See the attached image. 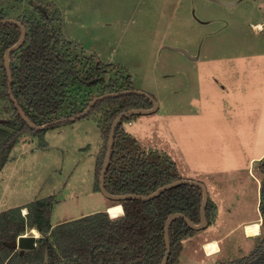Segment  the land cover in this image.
<instances>
[{
  "label": "rangeland",
  "instance_id": "rangeland-1",
  "mask_svg": "<svg viewBox=\"0 0 264 264\" xmlns=\"http://www.w3.org/2000/svg\"><path fill=\"white\" fill-rule=\"evenodd\" d=\"M220 1L236 5H221ZM37 8L43 11V14L46 12L49 18H56V11L60 12L59 19L52 24L53 30L62 33L66 40L72 42L70 52L73 56H79L83 63L87 60L91 62L86 67L88 73L100 63L112 64V68L99 78V82L108 84L114 81L127 86L131 81L133 89L143 90L151 94L157 102L162 101V109L165 111L174 107L172 92L177 78L181 79L179 88H183V91L189 83V92H194L198 83L203 81L200 70L204 64L196 63L190 55L193 53L191 47L196 43L201 46L204 37L208 36L207 33L210 35L211 46L216 45L217 48L220 41L227 47L223 56L235 52L229 51L230 43H242L241 57L253 55L247 59L248 64L255 71L259 69V73H264V39L262 35L253 36L254 31L250 25L251 22L263 19L264 0L0 2V11H7L13 16L35 14L40 18L41 14ZM208 20L211 24L205 26ZM218 20L221 23L220 29L217 28ZM219 33L222 37H219ZM248 45H253L250 52L246 50L249 49ZM238 48L233 49L238 51ZM256 49L259 54L255 53ZM1 62L0 56V65ZM255 71H252V74L256 73ZM245 72L246 69L242 70V73ZM242 80L244 82L238 84L241 91L258 89L257 83L247 86V79ZM80 86L77 85V88ZM101 87L102 85L96 82L87 86L86 91L78 94L77 100L72 103L81 107L86 100L98 95ZM164 103L168 105L165 107ZM194 104L199 107L200 102L194 100ZM71 111L72 108L68 107L63 118H68L67 115ZM161 111L146 115L148 125L143 131L142 140L133 132L131 124L135 122V127L140 124L143 127L142 123L137 124L143 115L130 116L129 121L122 122V128L135 136L141 147L152 148L158 130L156 118L157 121H162L159 116ZM14 117L15 112L9 99L0 97V119L11 120ZM263 124L264 121L262 126ZM108 125L105 111L100 109L86 117L39 130L38 133H23L8 155L7 161L2 166L0 164V212L47 197H53L55 202L51 223H62L68 219L82 217L88 212L101 210L108 200L111 201L99 189L97 179L98 163L106 148L104 131ZM166 128L167 124L163 121L159 130ZM169 145L168 138L165 146L169 148ZM169 154L167 153V156L170 158ZM21 212L23 215V209ZM26 229L28 230V227ZM31 229L32 227L29 232ZM200 255L196 257L186 249L183 253L185 263L182 261L181 264H186V261L188 264H200L203 261V255Z\"/></svg>",
  "mask_w": 264,
  "mask_h": 264
},
{
  "label": "trees",
  "instance_id": "trees-1",
  "mask_svg": "<svg viewBox=\"0 0 264 264\" xmlns=\"http://www.w3.org/2000/svg\"><path fill=\"white\" fill-rule=\"evenodd\" d=\"M2 11L0 20L14 18L27 29L23 44L11 53V90L18 104L36 125L63 118L68 107L72 111L67 117L80 114L96 96L133 89L131 81L127 86L114 81L108 84L99 82L112 64L100 63L88 73L86 67L91 62L87 60L83 63L79 56H73L70 52L72 42L53 30L52 24L59 19L60 12L56 11V18H49L46 12L43 14L37 8L41 14L39 18L35 14L21 17ZM20 36L21 29L16 24L0 25V97L8 98L15 112L11 120L0 119L1 166L23 133L39 131L23 120L10 95L4 57L6 50L16 44ZM95 82L102 85L98 95L86 100L81 107L72 103L77 100L78 94ZM77 85H81L80 88ZM152 106L153 102L146 96L129 93L107 97L92 107L89 114L104 109L107 122L109 120L108 128L104 131L106 148L97 168L98 184L113 121L124 111L149 109ZM129 119L130 116L125 117L117 126L106 173L107 190L119 195H149L164 185L182 179L176 164L164 152L141 147L135 136L123 130L122 122ZM56 125L59 124L51 126ZM260 168L264 173V158ZM261 192L260 211L264 232V179ZM202 202L201 187L185 183L148 200L133 198L116 202L124 208V213L117 217H111L107 211H99L53 225V197L37 199L0 212V264H161L167 250L165 228L168 218L179 212L198 224ZM24 207L28 209L26 216L21 212ZM212 212L213 203L208 200V223L211 222ZM27 227L38 228L43 236L39 238L36 248L21 253L10 243L15 242ZM194 231L184 218L172 220L171 254L167 264H179L182 241ZM219 264H264V237L248 256Z\"/></svg>",
  "mask_w": 264,
  "mask_h": 264
},
{
  "label": "crops",
  "instance_id": "crops-1",
  "mask_svg": "<svg viewBox=\"0 0 264 264\" xmlns=\"http://www.w3.org/2000/svg\"><path fill=\"white\" fill-rule=\"evenodd\" d=\"M220 3L227 6L236 5L231 2ZM217 23V28L220 29V21ZM210 24V20L205 22V26ZM258 24H261L262 28H256ZM250 25L254 31L253 36L262 35L264 39V15L262 20L251 22ZM206 35L208 36L204 37L201 46L196 43L191 47L193 53L190 55L196 63L204 64L200 70L203 81L198 83L194 92H189V83L183 91V88H179L181 79L177 78L172 92L174 107L165 111L162 109V101H158L155 111L162 110L159 114L162 121H157L156 118L157 137L155 136L151 149L160 150L166 155L170 153V158L176 163L183 178L204 183L209 200L213 203L211 222L208 226L195 230L192 235L183 239L179 255L180 264L186 249L196 257L201 256L200 253L203 255L200 264H219L243 258L256 249L264 237L260 211L264 179L260 168V162L264 158V73H259V69L255 71L248 64L247 59L253 55L241 57L242 43H230L229 51L235 52L223 56L227 47L216 39L217 48L216 45L211 46L210 35ZM219 37H222L220 33ZM252 46L248 45L247 52L253 49ZM233 48H238V51ZM255 53L259 54L257 49ZM244 69L246 72L242 73ZM178 71L180 68L177 74ZM252 71L256 73L252 74ZM242 79H247V86L257 83L258 89L241 91L238 84L244 82ZM194 100L200 102L199 107L194 104ZM164 105L166 107L168 103ZM140 115L143 116L138 119L137 124L142 123L143 127L141 124L135 127V122L131 125L133 132L138 134V139L142 140L143 131L148 125L146 115L150 114ZM163 121L166 122L167 128L159 130ZM159 137L161 140L158 141ZM168 138L169 148L165 146ZM112 201L108 200L101 210L107 211L115 204ZM90 213L92 212L86 214ZM254 222L260 224V230L249 235L247 224ZM29 228L31 227L22 235H29ZM30 232L33 234L31 230ZM40 234V237L36 236V247L42 237L41 232ZM17 240L10 245L20 250L15 244ZM210 242L218 244V250L211 254L204 248L205 243ZM186 262L188 264V261Z\"/></svg>",
  "mask_w": 264,
  "mask_h": 264
},
{
  "label": "water",
  "instance_id": "water-1",
  "mask_svg": "<svg viewBox=\"0 0 264 264\" xmlns=\"http://www.w3.org/2000/svg\"><path fill=\"white\" fill-rule=\"evenodd\" d=\"M16 24L17 26L20 27L21 29V36L19 38V40L17 41L16 44H14L13 46H11L9 49L6 50L5 52V66L7 69V73H8V85H9V89H10V95H11V99L13 100V102L15 103L21 117L23 118V120L29 124V126H31L32 128H35L37 130H42L45 129L51 125L54 124H61V123H65V122H69V121H74L77 118H81L84 117L86 115L89 114V112L91 111L92 107L99 101L107 98V97H116L119 95H124V94H129V93H135V94H139V95H144L147 98H149L152 102H153V106L149 109H143V108H134V109H130L127 111L122 112L120 115L117 116V118L113 121L112 127H111V131H110V135H109V139H108V147H107V152H106V157H105V162L101 171V176H100V180H99V188L101 190V192L107 196L108 198H110L111 200L115 201V202H120L122 200H126V199H133V198H137V199H142V200H148L151 198H154L155 196H157L158 194L162 193L163 191L170 189L172 187L178 186L180 184H193V185H197L199 187H201V189L203 190V202L201 205V220L198 224L193 223L185 214L183 213H174L172 214L166 223V228H165V241H166V254L162 260L161 264H167L169 256L171 254V238H170V226H171V222L173 219L175 218H184L186 220V222L188 223V225L190 227H192L194 230H199V229H203L206 228L208 226V218H207V213H206V207L208 205V200H209V194H208V190L205 186L204 183H202L201 181L195 180V179H188V178H182L179 180H176L170 184L164 185L162 187H160L158 190H156L154 193L149 194V195H142V194H124V195H119V194H113L111 192H109L106 188L105 185V181H106V173L110 164V160H111V156H112V150H113V146H114V140H115V133L117 130V126L118 124L125 118V117H129L131 115H140V114H150L153 113L154 111H156V109L158 108V102L156 101V99L149 93L143 91V90H137V89H127L124 91H120V92H110L107 94H103V95H99L96 96L95 98H93L87 108L81 112L80 114L68 117V118H60L57 119L55 121L49 122L47 124H43V125H36L29 117L28 115L24 112V110L21 108V106L18 104L17 99L15 98V96L12 93V82H13V74H12V69H11V53L14 52L15 50L19 49L21 47V45L23 44V41L26 37V33H27V29L26 27L22 24V22H20L17 19L14 18H10V19H4V20H0V25L3 24ZM21 250V252H25V250H32L36 247V237L34 234H27L26 236L22 235L18 238L17 242L15 243Z\"/></svg>",
  "mask_w": 264,
  "mask_h": 264
},
{
  "label": "bare ground",
  "instance_id": "bare-ground-1",
  "mask_svg": "<svg viewBox=\"0 0 264 264\" xmlns=\"http://www.w3.org/2000/svg\"><path fill=\"white\" fill-rule=\"evenodd\" d=\"M256 28H262L261 24H258ZM24 210L27 211L28 209L24 207ZM107 212L110 214L111 217H117L123 214L124 208L123 205L120 203H115L111 205L108 209ZM247 233L251 235L254 232H259L260 230V224L258 222L254 223H249L247 224ZM32 233L35 235V237H40V231L36 227H32L31 229ZM31 234V232H28ZM204 248L206 249V252L211 254L214 253L216 250H218V244L217 242H210V243H205Z\"/></svg>",
  "mask_w": 264,
  "mask_h": 264
},
{
  "label": "built area",
  "instance_id": "built-area-1",
  "mask_svg": "<svg viewBox=\"0 0 264 264\" xmlns=\"http://www.w3.org/2000/svg\"><path fill=\"white\" fill-rule=\"evenodd\" d=\"M23 215H24V216L27 215V211H25L24 209H23Z\"/></svg>",
  "mask_w": 264,
  "mask_h": 264
}]
</instances>
